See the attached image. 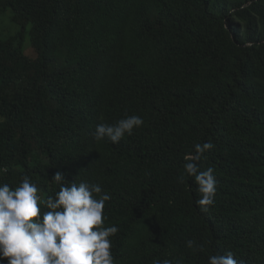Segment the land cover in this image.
Listing matches in <instances>:
<instances>
[{"label": "trees", "instance_id": "1", "mask_svg": "<svg viewBox=\"0 0 264 264\" xmlns=\"http://www.w3.org/2000/svg\"><path fill=\"white\" fill-rule=\"evenodd\" d=\"M8 13L20 29H0V184L28 176L42 199L58 171L99 184L115 264L228 251L264 264V0H0ZM126 115L143 126L94 140ZM205 142L208 211L184 170Z\"/></svg>", "mask_w": 264, "mask_h": 264}, {"label": "clouds", "instance_id": "2", "mask_svg": "<svg viewBox=\"0 0 264 264\" xmlns=\"http://www.w3.org/2000/svg\"><path fill=\"white\" fill-rule=\"evenodd\" d=\"M139 115H126L113 124L96 125L93 138L118 144L125 135L143 126ZM214 147L195 144V155L185 157V173L194 178L200 196L196 204L208 211L214 204L217 181L214 168L201 171L199 161ZM5 171L0 169V172ZM183 180V177H181ZM52 181L59 185L54 196L42 199L28 176L14 189L0 184V261L7 264H115L112 240L119 229L105 226V203L111 199L97 183L67 182L62 172ZM42 207L46 209L42 211ZM188 248L194 242H186ZM155 264H180L178 260H157ZM208 264H239L231 251L209 255Z\"/></svg>", "mask_w": 264, "mask_h": 264}, {"label": "rangeland", "instance_id": "3", "mask_svg": "<svg viewBox=\"0 0 264 264\" xmlns=\"http://www.w3.org/2000/svg\"><path fill=\"white\" fill-rule=\"evenodd\" d=\"M0 29L3 33H5V35H11V34H15L17 30L20 29V26L12 21L11 14L8 13L7 15L2 16L0 18ZM20 43L23 52L27 56L36 57L31 45L30 36L28 35L25 36V38Z\"/></svg>", "mask_w": 264, "mask_h": 264}]
</instances>
